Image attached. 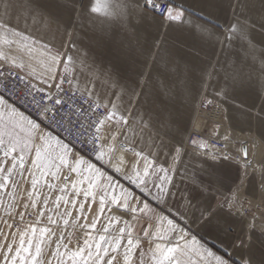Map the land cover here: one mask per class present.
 Here are the masks:
<instances>
[{"label":"snow or ice","instance_id":"6c2138e0","mask_svg":"<svg viewBox=\"0 0 264 264\" xmlns=\"http://www.w3.org/2000/svg\"><path fill=\"white\" fill-rule=\"evenodd\" d=\"M224 3L122 0L116 15L127 38L85 75L73 37L79 21L101 12L100 0H0V209L9 230L0 232V264H232L231 252H239L240 264H264V222L233 227L243 215L238 181L256 167L247 148L236 155L229 148L234 133L264 139V80L253 89L251 72L218 69L214 47L205 52L221 36L248 39L257 26L264 30V0L259 8L256 0H227L235 22L213 32L205 13L213 16ZM152 26L167 30L164 39L153 37L156 52L140 44V31ZM146 55L178 86L150 87L152 71L129 75ZM197 94L219 114L209 138L189 134L184 123ZM233 113L247 115L246 127ZM189 155L200 158L201 175L181 168ZM233 164L243 173L233 177ZM260 172L264 180V167ZM225 189L232 196H223ZM53 190L60 194L50 201ZM73 209L71 227L83 233L75 247V233L64 231Z\"/></svg>","mask_w":264,"mask_h":264},{"label":"crops","instance_id":"0c3cea01","mask_svg":"<svg viewBox=\"0 0 264 264\" xmlns=\"http://www.w3.org/2000/svg\"><path fill=\"white\" fill-rule=\"evenodd\" d=\"M181 0H177L180 3ZM191 3L192 0H187ZM242 3V0H231L232 4ZM122 0H100L101 12L97 14H92L89 19L79 21L77 24L75 36L77 48L79 49V56L84 61V74H88L87 66L95 65L99 67L102 64H106L112 56L116 53L117 48L121 40H126L128 33L120 29L119 17L116 15L119 10V5ZM257 8H259L258 0H256ZM199 5H197L198 10ZM242 9L238 8L237 11ZM253 18L260 21L261 14L256 11L251 14ZM192 19L196 23H204V20L198 19L193 16ZM205 20H211L212 23L208 24L213 32L226 33L227 26L230 23L235 22L236 17L233 15L232 8L228 7L227 0L223 4L221 10L217 13L214 12L213 16L209 17L205 13ZM219 25V27H215ZM165 27H161L159 32L155 26L140 31V44L147 51L148 47L151 46L152 51L156 52L157 47L155 41H160L164 39L163 34L166 32ZM155 37V41L153 40ZM65 40L68 37H64ZM264 40V30H260L257 26L251 33H249L248 39H241L239 37L227 41L224 36L220 37V42L213 40L209 45L205 47V52L210 51L214 47V53L212 55V62L216 64L219 69L223 66L224 70L231 71L233 67L243 68L245 72H251L253 83L251 87L253 89H259L260 81L264 80V73H261L259 69L261 68L262 61H264V43L260 41ZM171 41L160 45V50L168 47ZM190 56H197V51L195 49H185ZM200 59H205L203 52L199 54ZM147 60V63H145ZM219 61V63H216ZM77 67L80 68L81 64L78 62ZM159 73L151 67V56L138 57L137 62L131 65V70L129 75L134 76L137 71L148 72L152 71L153 81L150 83V87L154 86L156 89L163 87L165 83L170 86H178L175 82L174 77H172L168 72H166L164 65L161 63L158 65ZM223 72H221V76ZM167 77V78H166ZM201 93L204 91L200 89ZM211 92V89L208 90ZM200 95L197 94L195 99H193L183 110V118L185 126L189 132L197 105L200 103ZM259 103V101H257ZM233 115L241 121V124L246 127L247 115L241 113H233ZM217 113L213 114V118L216 120ZM232 146L240 148L243 146L248 149L249 159L253 161H261L264 159V139L259 136L247 133H234L233 139L230 142ZM235 147V148H236ZM191 152V149H189ZM182 169H187V174L201 175L200 172V158L196 155L185 156L183 163L181 164ZM243 168L236 164H233L230 168V174L235 177L238 174L243 173ZM239 190L244 189V185L238 181ZM245 194L248 196L250 205L253 207L259 206L261 202V195L264 194V182H259L257 176L254 172H250L248 179L245 183ZM183 187V185H179ZM232 189H235L236 185H230ZM238 190V191H239ZM233 192L227 189L222 190L223 196H232ZM240 203L244 206L246 202L240 199ZM248 203V201H247ZM237 223H234L233 227L236 231L239 230L240 224L238 221L245 220L247 222H254L259 224L260 220L257 214L255 216L248 217L246 215L237 216ZM209 246H214L213 250L217 251L218 254L228 255L230 250H226L222 245L218 244L216 241L209 240ZM232 264H240V254L239 252H231Z\"/></svg>","mask_w":264,"mask_h":264},{"label":"rangeland","instance_id":"374dc122","mask_svg":"<svg viewBox=\"0 0 264 264\" xmlns=\"http://www.w3.org/2000/svg\"><path fill=\"white\" fill-rule=\"evenodd\" d=\"M217 118H219V114L217 113ZM194 119H195V114H194ZM194 119H193V121H194ZM210 119H211V122L213 121V122H217V120L215 119V118H213V116H211L210 117ZM191 129V128H190ZM190 131V130H189ZM189 133V132H188ZM233 144H231V143H229V148H230V150L231 151H233L234 153H239L240 152V148H238V147H236V146H232ZM236 147V148H235ZM253 165L256 167V171L254 172V174L257 176V178H258V180H259V182H260V184H261V182H264V180H262V177H261V172H260V169L262 168V167H264V159L263 160H261V161H253ZM250 172H252L251 170H249V173ZM247 179H248V177H246L244 180H243V182H240L241 183V186H242V184L244 185V189H241V190H239L238 191V193H237V195L239 196V198L241 199V200H244V202H246V205H244L245 207H247L246 209H247V211H248V214H247V216H255V213L257 214V212H258V217H259V220H260V223L261 222H264V194L263 195H261V202H260V205L259 206H256V207H253L252 205H250V203H249V200L251 201V199L248 197V196H246V194H245V183H246V181H247ZM57 187H59V182H57ZM30 188H31V185H30V183H28V182H22V189H24V190H30ZM48 192V189L45 187V188H43V189H41V194L43 195L44 193H47ZM24 194L26 195V191L24 192ZM60 193L58 192V191H56V190H53L51 193H50V195H49V199H50V201L51 200H55V196L56 195H59ZM247 201H248V203H247ZM63 208H64V205L63 204H61V210H63ZM69 208H71V205H69ZM73 211V216L72 217H70L69 218V220H70V224H69V227L67 228V229H64V231H65V236L67 237V235L69 234V233H75L74 234V236H73V240H72V244H71V247H75L76 246V236H82L83 235V233H81V232H79L78 230H74L72 227H71V221L72 220H74L75 219V209H73L72 210ZM86 213H87V209H86ZM87 214H89V216H91V213H87ZM246 215V214H245ZM5 219H7V217H5V216H3V209H0V232H7V231H9L6 227H5V225H4V223H3V220H5ZM26 219H28V217H26ZM10 222V221H9ZM60 228L62 229L63 228V224H62V222H61V224H60ZM57 235H59V229H57ZM9 239H10V237H9ZM5 242V240H4V238H3V236H0V244H3ZM55 245L53 244V247H54ZM143 246H144V248H145V250L147 251V248H148V243H147V241H144L143 242Z\"/></svg>","mask_w":264,"mask_h":264},{"label":"built area","instance_id":"2783aa9c","mask_svg":"<svg viewBox=\"0 0 264 264\" xmlns=\"http://www.w3.org/2000/svg\"><path fill=\"white\" fill-rule=\"evenodd\" d=\"M67 87V85H65ZM216 112L213 109H208L202 106L201 103L197 105L196 111H195V119L192 123L191 129L189 131V134H198L199 137L209 138L211 137L212 131L214 129L216 122H211L210 117L213 116ZM199 123V124H198ZM218 147H223V145H218ZM233 155H236L237 153H234L231 151ZM240 207L241 212L246 216L248 214L247 207L243 206L241 203L238 205ZM252 217V216H248Z\"/></svg>","mask_w":264,"mask_h":264},{"label":"bare ground","instance_id":"6f19581e","mask_svg":"<svg viewBox=\"0 0 264 264\" xmlns=\"http://www.w3.org/2000/svg\"><path fill=\"white\" fill-rule=\"evenodd\" d=\"M199 124V123H198Z\"/></svg>","mask_w":264,"mask_h":264}]
</instances>
